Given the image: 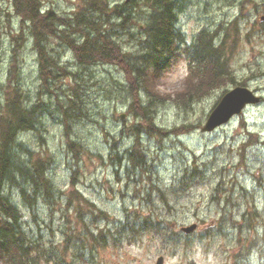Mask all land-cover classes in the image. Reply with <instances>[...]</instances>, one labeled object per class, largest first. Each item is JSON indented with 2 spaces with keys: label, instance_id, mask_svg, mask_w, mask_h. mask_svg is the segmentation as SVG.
<instances>
[{
  "label": "rangeland",
  "instance_id": "1",
  "mask_svg": "<svg viewBox=\"0 0 264 264\" xmlns=\"http://www.w3.org/2000/svg\"><path fill=\"white\" fill-rule=\"evenodd\" d=\"M39 1L43 11L63 17L81 3ZM175 8L181 45L191 47L204 29L231 34L227 55L235 83L183 103L177 96L194 81L187 79L188 58L158 73L156 85L152 84L156 94L141 87L139 95L142 105H150L149 120L163 131L160 135L149 132L150 121L142 122L133 112L129 89L135 86H130L122 67L82 66L56 38L45 46L67 68L69 78L52 84V92L42 88L29 23L18 15L13 0H0V111L10 85L24 92L26 107H38L35 129L18 135L13 159L16 165L30 166V153L38 154L46 160L54 188L51 198L41 196L31 203L23 199L15 181L4 185V192L21 211L23 229L31 239L64 250L62 264H156L159 257H164V264H264V99L216 131L202 130L224 92L236 84L264 97V0H176ZM144 10H137L136 25L117 36L125 53L137 55L141 50ZM234 21L238 39L231 27ZM76 34L59 35L66 41L79 40ZM72 104L75 107L68 110ZM138 125L144 170H133L128 160ZM182 125L195 128L164 135ZM69 138L83 147L77 163ZM73 171L77 190L96 206L85 207L84 223L98 239L103 231L105 247H91L73 208H67ZM15 176L30 189L26 176L17 172ZM98 210L110 219H95ZM147 218L156 229L141 227ZM192 224L198 228L194 234L180 231Z\"/></svg>",
  "mask_w": 264,
  "mask_h": 264
},
{
  "label": "trees",
  "instance_id": "2",
  "mask_svg": "<svg viewBox=\"0 0 264 264\" xmlns=\"http://www.w3.org/2000/svg\"><path fill=\"white\" fill-rule=\"evenodd\" d=\"M13 4L24 23H29L39 56L42 88L49 92H52V84L55 86L60 78H69L67 68L61 66L58 59L50 55L46 49L45 43L52 38L67 45L82 66L111 64L122 67L130 86H135L130 88L132 90L129 89L133 95L131 108L136 110L133 112L136 117L141 118L142 122L152 117L150 105H142L140 101L141 89L139 88L144 87L147 92L156 94L154 87L158 73L169 69L186 55L189 59L190 72L187 79L190 82L194 81L187 85L182 96H177L182 97L183 100L176 99L177 101L184 103L193 97L201 98L216 89L235 83L234 75L228 65L230 56L227 55L231 34L224 35L219 32V28L213 32L204 29L196 38L192 49H185L184 45H181L183 38L177 29L176 0H127L122 4H111L110 0H81L79 8L67 17L52 11H43L39 0H13ZM141 8L145 9L147 15L144 35L140 39L141 50L137 55L125 53L117 41V36L120 37V32H128L132 25L138 23L137 10ZM231 25L238 39L240 30L237 21L232 22ZM70 33H77L79 40L66 41L61 37ZM19 49L20 42L17 39V55ZM12 74L16 73L12 72ZM19 79L20 70L17 64V84ZM153 83L155 85H152ZM23 96L25 97L24 92L18 85L17 87L10 85L7 91V103L3 111H0V264H62L65 257L64 250H52L43 242L31 239L23 229L21 211L4 192V185L8 181H15L23 199L31 203L41 196L51 198L54 190L47 175L48 165L45 159L39 158L38 154L30 153L33 157L30 166L18 164V162L16 165L13 159L16 138L21 132L34 130L37 122L38 107H26L22 102ZM71 102L73 103V100ZM74 107L75 104H72L68 110ZM67 113L68 111L64 110L66 121L69 119ZM149 121L150 130L148 131L162 135L163 131L152 124V119ZM139 127L140 125L135 128L134 145L127 150L131 152L128 154V160L133 170H144L146 165L144 151L140 148ZM194 128V126L182 125L165 132L164 135H175L182 131L189 133ZM68 146L74 154L76 163L79 162L82 145L69 138ZM16 172L21 177L26 176V182L31 184L30 189L20 184L18 176L16 182ZM76 174V171H73L71 178L73 190L70 193L67 208H73L76 223L84 226V232L91 247H105L107 236L103 234V231H100L101 239H98V236H95L84 223L85 207L95 209L96 206L83 198L77 190ZM185 178L187 179L188 175ZM97 214L95 215L97 220L99 217L110 219L103 211L98 210ZM141 227L154 230L156 224L147 218L142 222ZM249 227L252 228L253 225L250 224ZM131 230L135 233V228L132 227ZM113 240H116L114 236Z\"/></svg>",
  "mask_w": 264,
  "mask_h": 264
},
{
  "label": "water",
  "instance_id": "3",
  "mask_svg": "<svg viewBox=\"0 0 264 264\" xmlns=\"http://www.w3.org/2000/svg\"><path fill=\"white\" fill-rule=\"evenodd\" d=\"M264 20V17L262 18ZM260 102V97L257 96L249 88L238 86L228 91L219 101L208 116L202 130L204 132H213L219 127L229 123L236 115H239L249 105H254ZM124 119V116L121 117ZM197 230V224L182 227L181 231L187 235L194 233ZM156 264H164V257H159Z\"/></svg>",
  "mask_w": 264,
  "mask_h": 264
},
{
  "label": "bare ground",
  "instance_id": "4",
  "mask_svg": "<svg viewBox=\"0 0 264 264\" xmlns=\"http://www.w3.org/2000/svg\"><path fill=\"white\" fill-rule=\"evenodd\" d=\"M94 12V11H93ZM97 13V12H96ZM120 19V18H119ZM63 23V22H62ZM59 25H60V22L58 23ZM62 27V26H61ZM99 28V27H98ZM78 31V30H77ZM223 31V29L221 30V32ZM72 34V33H71ZM76 34V33H75ZM76 35H78V34H76ZM43 41V40H42ZM208 50V49H207ZM165 51V50H164ZM216 51V50H215ZM161 58V57H160ZM137 59V58H136ZM138 60V59H137ZM142 60H144V59H142ZM141 62V61H140ZM137 63H139V62H137ZM153 64V63H152ZM111 65V64H110ZM154 66V65H153ZM152 66V67H153ZM143 67V66H142ZM143 69V68H142ZM139 72V71H138ZM140 73V72H139ZM146 73V72H145ZM133 74V73H132ZM141 75H143V74H141ZM135 76H137V74L135 75ZM139 77V76H138ZM140 78V77H139ZM143 79H145V78H143ZM133 84V83H132ZM133 86V85H132ZM53 89V88H52ZM130 90H132V89H130ZM46 93H48V92H46ZM23 102V101H22ZM26 103V102H25ZM5 178V177H4ZM1 180V179H0ZM2 189V188H1Z\"/></svg>",
  "mask_w": 264,
  "mask_h": 264
},
{
  "label": "flooded vegetation",
  "instance_id": "5",
  "mask_svg": "<svg viewBox=\"0 0 264 264\" xmlns=\"http://www.w3.org/2000/svg\"><path fill=\"white\" fill-rule=\"evenodd\" d=\"M263 100V99H262Z\"/></svg>",
  "mask_w": 264,
  "mask_h": 264
}]
</instances>
